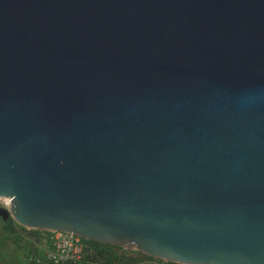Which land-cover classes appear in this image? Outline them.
Wrapping results in <instances>:
<instances>
[{
  "label": "water",
  "instance_id": "95a60500",
  "mask_svg": "<svg viewBox=\"0 0 264 264\" xmlns=\"http://www.w3.org/2000/svg\"><path fill=\"white\" fill-rule=\"evenodd\" d=\"M4 219L181 264H264V0H0Z\"/></svg>",
  "mask_w": 264,
  "mask_h": 264
},
{
  "label": "trees",
  "instance_id": "16d2710c",
  "mask_svg": "<svg viewBox=\"0 0 264 264\" xmlns=\"http://www.w3.org/2000/svg\"><path fill=\"white\" fill-rule=\"evenodd\" d=\"M0 220L3 223V226L11 233H14L20 239H28L31 242L30 244V253L26 255L28 257L27 264H38L36 257L40 256V251L38 244L40 240L39 231L35 230V237L30 236L26 231V228L18 224L12 217L4 219L0 217ZM88 247L84 258L79 262L68 261L65 264H161L162 259H156L154 257L148 256L141 252L127 251L122 250L120 246L105 244L97 241L86 240ZM130 253V254H128Z\"/></svg>",
  "mask_w": 264,
  "mask_h": 264
},
{
  "label": "built area",
  "instance_id": "2783aa9c",
  "mask_svg": "<svg viewBox=\"0 0 264 264\" xmlns=\"http://www.w3.org/2000/svg\"><path fill=\"white\" fill-rule=\"evenodd\" d=\"M0 206L9 209L11 206L10 197H0ZM40 231L38 239L39 245L44 244L40 256L36 257L38 264H65L68 261L79 262L86 253L88 247L87 239L73 232L63 230ZM122 250L139 252L134 248L120 246ZM130 254V253H128ZM161 264H181L163 260Z\"/></svg>",
  "mask_w": 264,
  "mask_h": 264
},
{
  "label": "rangeland",
  "instance_id": "374dc122",
  "mask_svg": "<svg viewBox=\"0 0 264 264\" xmlns=\"http://www.w3.org/2000/svg\"><path fill=\"white\" fill-rule=\"evenodd\" d=\"M26 231H28L27 228ZM31 231L36 235L35 230ZM26 240L28 239H20L8 231L0 220V264H27L28 257L26 255L30 253L29 243L31 240H28L29 243ZM43 246L44 244H38L39 250H42Z\"/></svg>",
  "mask_w": 264,
  "mask_h": 264
},
{
  "label": "flooded vegetation",
  "instance_id": "af4514ba",
  "mask_svg": "<svg viewBox=\"0 0 264 264\" xmlns=\"http://www.w3.org/2000/svg\"><path fill=\"white\" fill-rule=\"evenodd\" d=\"M2 206H0V208H1ZM0 217H2L1 215H0Z\"/></svg>",
  "mask_w": 264,
  "mask_h": 264
}]
</instances>
